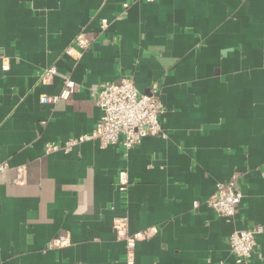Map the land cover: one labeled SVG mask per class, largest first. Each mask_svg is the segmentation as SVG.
Instances as JSON below:
<instances>
[{"label": "crops", "instance_id": "0c3cea01", "mask_svg": "<svg viewBox=\"0 0 264 264\" xmlns=\"http://www.w3.org/2000/svg\"><path fill=\"white\" fill-rule=\"evenodd\" d=\"M82 32L90 47L75 58L66 51ZM51 66L59 74L45 85ZM125 76L142 93L160 87L165 135L126 152L90 140L46 153L91 133L101 116L93 86ZM67 77L71 98L43 103ZM5 162L0 264H264V232L250 263H237L228 242L264 227V0H0ZM19 167L24 184L14 183ZM234 174L243 199L228 221L206 201ZM120 216L131 232H158L130 251L113 227ZM60 235L70 244L47 249Z\"/></svg>", "mask_w": 264, "mask_h": 264}, {"label": "built area", "instance_id": "2783aa9c", "mask_svg": "<svg viewBox=\"0 0 264 264\" xmlns=\"http://www.w3.org/2000/svg\"><path fill=\"white\" fill-rule=\"evenodd\" d=\"M154 1V0H147ZM102 30L108 28V20L102 19ZM90 47L87 35L82 32L74 39L68 47L67 54L80 58L85 50ZM8 69V65L3 66ZM59 74L56 66L46 68L42 73V80L45 85H50L54 76ZM62 91L53 96L47 94L41 95L43 103L57 104L61 100H69L77 89L76 82L67 77L64 80ZM96 104L101 110V116L95 129L91 133L70 137L62 143L49 142L46 144V153L57 151L71 152L79 144L97 140L101 148L118 146L123 151H129L142 143L150 136L165 135V129L162 124V116L165 107L161 99V90L158 85H153L150 93H142L138 90L134 80L130 76L120 78L114 82L96 83L91 91ZM8 163L0 164V173L6 171ZM26 182V169L19 167L17 169L15 184H24ZM128 175L125 170L118 174L117 187L123 195L128 189ZM243 199V193L238 185V175L234 174L225 182H218L215 191L206 201V205L213 209L219 215L232 221L238 214L240 204ZM199 202H194L197 207ZM114 230L119 239H124L128 248L131 250L140 239L148 238L158 232L155 226L147 229L131 232L129 221L125 216H120L114 220ZM264 232V227L254 225L251 227L234 230L228 242L234 258L237 263H250L257 248V236ZM70 244L68 235H60L53 238L47 244V249H58ZM128 264H133L129 259Z\"/></svg>", "mask_w": 264, "mask_h": 264}]
</instances>
